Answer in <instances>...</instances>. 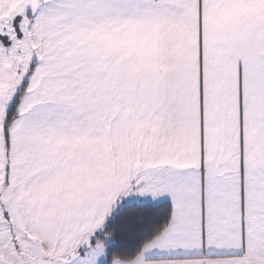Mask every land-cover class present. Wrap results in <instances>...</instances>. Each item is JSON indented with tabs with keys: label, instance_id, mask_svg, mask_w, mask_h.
Listing matches in <instances>:
<instances>
[{
	"label": "snow or ice",
	"instance_id": "obj_1",
	"mask_svg": "<svg viewBox=\"0 0 264 264\" xmlns=\"http://www.w3.org/2000/svg\"><path fill=\"white\" fill-rule=\"evenodd\" d=\"M0 264H264V0H0Z\"/></svg>",
	"mask_w": 264,
	"mask_h": 264
}]
</instances>
